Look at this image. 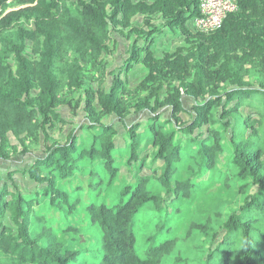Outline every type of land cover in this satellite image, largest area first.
<instances>
[{
    "label": "trees",
    "instance_id": "obj_1",
    "mask_svg": "<svg viewBox=\"0 0 264 264\" xmlns=\"http://www.w3.org/2000/svg\"><path fill=\"white\" fill-rule=\"evenodd\" d=\"M7 1L0 0V157H8L10 133L42 142L46 152L22 169L37 187L20 190L15 171L8 175L14 189L0 187V264H84L74 249L81 221L98 231L96 264H167L183 232L169 223L166 197H192L215 172L242 199L213 228L188 226L187 234L201 227L211 240L190 264H264V0H238L208 33L188 27L198 0H18L23 7L2 15ZM22 19L34 28L5 34ZM173 29L186 46L156 57V40ZM126 30L128 58L109 71L110 86L90 89L86 121L50 144L49 126L65 122L58 106L66 81L82 88L81 67L101 61L112 34ZM27 41L35 59L24 53ZM66 59L64 71L58 62ZM135 64L148 69L139 85L148 94L129 103L126 79ZM121 158L130 168L124 181ZM77 173L88 175L86 189L85 181L74 183ZM148 205L155 233L143 239Z\"/></svg>",
    "mask_w": 264,
    "mask_h": 264
},
{
    "label": "rangeland",
    "instance_id": "obj_2",
    "mask_svg": "<svg viewBox=\"0 0 264 264\" xmlns=\"http://www.w3.org/2000/svg\"><path fill=\"white\" fill-rule=\"evenodd\" d=\"M67 3L70 6H75L77 1L69 0ZM21 4L22 3L18 0L12 1L8 8L18 9ZM152 19L153 22L157 24L161 23V20L157 16H154ZM190 24L191 23L189 22L188 27L191 29ZM19 26L33 29V20L27 21L26 19H22L8 28L5 31V34L12 36L17 32ZM173 30V32H168L156 40V44L153 47L156 57L163 58L167 53H173L178 48L186 46V40L181 32L177 29ZM127 33V30L124 35L122 33H113L110 42V50L101 57V61L85 64L81 67L83 81L82 88L71 85L66 81V86L60 94L61 97L58 106V111L61 117L65 119V122L56 120L52 126H49L48 132L50 135V144L56 141H66L73 129L77 126L78 122L86 121L83 105L86 100L87 92L92 88L96 89L100 86L108 88L110 86L109 71L113 70L115 66L120 65L128 58V46L133 39L132 37H129ZM24 53L31 60L37 57L32 41L26 42ZM8 61L12 68L16 70L14 57L10 56ZM69 62L70 59H66L64 62L61 60L58 63L60 67L66 71L69 68ZM147 74L148 69L142 64H135L128 74L126 86L129 91V103H135L137 100L148 94L147 91H142L139 87ZM64 77L65 75L62 73L61 79L63 80ZM191 102L192 98L187 95L183 96L185 107H189ZM131 110L133 114L134 108H131ZM164 113L165 115H168L170 111L165 109ZM187 117L188 116L186 115V118ZM103 120L105 122H110L111 117L104 118ZM117 126L122 129L121 124H117ZM9 140L10 145L5 150L8 157H0V187L4 184H9V188L14 189L12 183L9 182L8 177L9 173L13 171L17 172L13 176V179L20 190L25 191L26 189L37 187L38 185L25 175L22 172V169L28 168L37 156L39 157L46 152V148L43 146L42 142H36L26 137H17L12 133L9 134ZM25 147L28 148L26 152H24ZM119 166L121 168V181H124L126 180L125 176L129 178L130 168L123 164L122 158L119 159ZM77 174L79 181H76L75 179L74 183H83L85 179L88 178V175L85 176L81 173ZM218 178V172L209 175L198 187H195L192 197L182 198L181 200H176L172 203L169 202L171 195L166 197L164 208L169 210V223L173 226L175 231L183 232L180 236L181 240L175 252L168 258L167 264H190V259L195 260L201 256V253L205 254L210 246V238L204 234L202 235L203 229L201 227L197 231L187 234L186 231L188 226L192 222H199L202 225L205 224L208 227L213 228L214 224L217 222V215H220L221 211H229L236 208L240 203L242 198L236 191V188L224 187L222 180H219ZM86 182L87 181L83 183L85 189L87 188ZM82 196L83 198H87V193L83 191ZM152 211L155 212L153 205H148L143 210L144 218L140 220L139 224L141 228H143L141 229V236L143 239L148 235L155 233L153 225L154 220L150 213ZM147 212L150 213L148 217L145 216ZM81 218L83 219L82 216L78 217L79 220H82ZM81 226L84 229L79 236L78 242L74 245V249L83 252L81 256H83L82 260L85 262L84 264H96L93 256L95 255V250L99 249L98 231L95 227H91L90 223H87L86 221H81ZM188 236L192 237V241H190L191 243L188 242Z\"/></svg>",
    "mask_w": 264,
    "mask_h": 264
},
{
    "label": "built area",
    "instance_id": "obj_3",
    "mask_svg": "<svg viewBox=\"0 0 264 264\" xmlns=\"http://www.w3.org/2000/svg\"><path fill=\"white\" fill-rule=\"evenodd\" d=\"M16 0H8L2 15L12 8L8 6ZM199 14L190 20L191 29L200 32H212L220 28L228 14L238 9V0H198ZM24 5H20L23 7ZM2 11V10H0Z\"/></svg>",
    "mask_w": 264,
    "mask_h": 264
}]
</instances>
